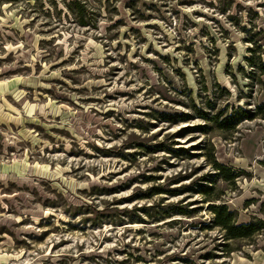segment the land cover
<instances>
[{
	"label": "rangeland",
	"instance_id": "374dc122",
	"mask_svg": "<svg viewBox=\"0 0 264 264\" xmlns=\"http://www.w3.org/2000/svg\"><path fill=\"white\" fill-rule=\"evenodd\" d=\"M258 62L264 0H0V264H264Z\"/></svg>",
	"mask_w": 264,
	"mask_h": 264
},
{
	"label": "trees",
	"instance_id": "16d2710c",
	"mask_svg": "<svg viewBox=\"0 0 264 264\" xmlns=\"http://www.w3.org/2000/svg\"><path fill=\"white\" fill-rule=\"evenodd\" d=\"M249 62H252L251 57L249 58ZM257 68H259L261 74H264V62H258ZM242 117L243 116L239 115L236 116V122L240 121ZM225 120H228V118H226ZM225 120H217L218 125L220 127H226ZM215 169L219 170L220 175L225 180L231 181L238 176L236 172L228 169L220 163L215 164ZM203 192L207 194L208 189L205 188ZM209 208L211 212L214 213L213 224L216 227H220L222 230H224L225 235L228 239H245L259 232L264 227V220L262 219L256 221H248L246 223H237V212H235L234 210H228L226 204H210ZM178 212L181 213V210H178Z\"/></svg>",
	"mask_w": 264,
	"mask_h": 264
}]
</instances>
